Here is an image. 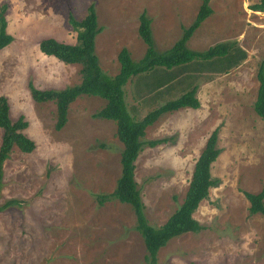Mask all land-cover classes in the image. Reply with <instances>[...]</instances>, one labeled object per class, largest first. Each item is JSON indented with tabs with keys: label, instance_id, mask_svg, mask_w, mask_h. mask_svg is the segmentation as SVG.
<instances>
[{
	"label": "rangeland",
	"instance_id": "374dc122",
	"mask_svg": "<svg viewBox=\"0 0 264 264\" xmlns=\"http://www.w3.org/2000/svg\"><path fill=\"white\" fill-rule=\"evenodd\" d=\"M27 1L30 5L22 8L12 0L9 8L6 0H0V8L8 6L5 18L12 21L13 32L19 14L46 15L49 10L46 0ZM86 2L88 8L95 4L104 29L96 40L100 65L115 76L123 48L133 50L136 62L146 52L138 34L144 11L152 19L156 48L163 53L194 22L203 0H72V8L76 11ZM258 3L211 0L213 14L188 47L203 52L233 43L247 53V59L227 74L193 68L192 85L199 86L201 108L166 114L146 131V142L168 140L154 148L145 146L136 162L146 216L156 228L183 203L195 164L217 129L222 150L212 168L219 185L194 214L204 230L169 242L159 252V264H264V216L250 215L244 194L264 190V122L254 110L257 74L264 63V12L252 10ZM114 14H121L123 24L113 19ZM72 38H76L73 29ZM24 44L17 41L0 51V97L8 99L13 121L22 116L29 123L26 134L36 149L24 154L15 148L4 165L0 205L10 200L20 204L0 213V264H145L146 248L135 230L131 206L118 201L98 206L95 198L112 194L121 175L123 146L117 125L96 117L106 101L79 97L70 106L67 125L57 131L56 105L37 104L29 83L40 90L74 87L81 82V66L46 57L39 50L38 54ZM143 80L133 78L125 87L126 103L136 121L182 95L175 92L152 106L148 98L143 104L135 93L137 84L144 87ZM2 135L0 129V146Z\"/></svg>",
	"mask_w": 264,
	"mask_h": 264
},
{
	"label": "trees",
	"instance_id": "16d2710c",
	"mask_svg": "<svg viewBox=\"0 0 264 264\" xmlns=\"http://www.w3.org/2000/svg\"><path fill=\"white\" fill-rule=\"evenodd\" d=\"M210 3L211 0H203L194 22L188 28H183L182 37L171 49L163 53L156 48L152 19L147 11H144L139 17L138 33L147 46L145 56L136 62L129 50L123 48L118 54L120 70L115 76H110L103 70L96 54V40L104 29L99 25L95 4L89 6L87 16L81 21L70 13L69 24L77 33L76 44H67L48 38L40 42L39 50L43 55L53 57L62 63L81 66L80 84L62 90H40L32 82L29 83L31 97L37 104L53 102L56 105L55 129L57 131H62L67 125L70 106L79 97L87 95L106 101L104 108L96 113V117L113 121L117 125V137L123 146L121 175L112 194H102L95 198L98 206H104L112 201L131 206L136 217L135 230L143 238L146 248L145 264H159V252L172 240L189 233L198 234L204 230L194 214L200 204L208 199L210 190L219 185V180L212 176L213 165L222 152L218 146L219 129L211 133L195 164L183 203L159 228L150 225L147 219L146 206L143 203L135 175L136 162L144 147L154 148L168 141L162 139L146 142L147 129L166 114L182 109L199 110L201 108L198 98L199 86L192 85V80L195 78L192 69L199 72L213 71L227 74L247 59V53L233 43H221L203 52L194 51L188 47V42L194 33L213 14ZM7 7L3 5L0 8V51L9 47L14 41V38L7 32L5 18ZM252 10L264 12V0H259L258 4L252 6ZM133 78L145 81L144 87L141 84L135 87L138 96L143 95L145 91L149 92L153 86L152 99L155 103L170 96L172 86L176 93H182V95L166 101L140 121H136L126 103L125 91V87ZM147 78L152 80V86L146 81ZM257 78L259 89L254 110L264 122V63L259 68ZM178 85H180L179 88ZM28 127L29 123L22 116L16 121L11 119L9 101L1 96L0 129L3 135L0 146V200L4 189V165L10 159L13 150L17 148L24 154H31L36 149L35 142L26 134ZM244 194L250 203V215L264 216V190L258 194L247 192ZM19 204L18 200H10L0 205V213Z\"/></svg>",
	"mask_w": 264,
	"mask_h": 264
},
{
	"label": "crops",
	"instance_id": "0c3cea01",
	"mask_svg": "<svg viewBox=\"0 0 264 264\" xmlns=\"http://www.w3.org/2000/svg\"><path fill=\"white\" fill-rule=\"evenodd\" d=\"M6 1H7L8 5L10 6L9 8H11L12 0H6ZM17 1L20 4V7H22V8L28 7L30 5V3H29V5H27V3H28L27 0H17ZM41 1L42 0H38V1L36 0V4L37 3L39 4V2L41 3ZM46 1H47L46 2L47 6L49 7V10L46 11V15H43V14L38 15L37 13H35L34 15H31V16H28L27 14H23L21 16V14H19L17 16V18L14 19V22L16 21V24H17V31H14L15 33L13 32V29L11 30L12 21L10 19H6V21H7V32H8V34H10L14 38L13 43H16L17 41H19V42H24L25 43L24 45H26V46L32 45L37 50L38 54H39V52H38L39 44L44 39L52 38V39H55L59 42L72 44V45L76 44V42H77V33L76 32H75L76 38L71 39L72 27L69 24V14L74 13L76 15V18L79 19L80 21L83 20L88 14L87 2L85 3V6H81L80 8L78 7V9L75 11L72 8V0H68V1L62 0L60 4H56L55 0L54 1L46 0ZM33 4L36 5L35 2H33ZM22 8H20V9H22ZM7 10H8V8H7ZM9 12H10V10H9ZM18 12H20V11H18ZM76 12H78V13L76 14ZM118 15H120V16H116V15L113 16L114 17L113 19H115L116 21L123 24L120 21L121 14H118ZM98 20H99V17H98ZM125 20H127V19H125ZM121 24H118L117 28H120ZM139 24H138V28H139ZM152 30H153V27H152ZM56 31H59V32L55 33ZM31 41H34L33 43L35 44V46L33 44H31ZM128 50L131 53L132 58L134 59L133 50L132 49H128ZM146 50H147V46H146ZM145 53H142L143 55L141 58H143L145 56ZM40 54H42V53L40 52ZM117 59H118V57H117ZM117 66L119 67V70H120V64L119 65L117 64ZM162 73H166V72L162 71ZM150 85H151V82H150ZM152 88H153V86L149 89V92L145 91L147 93L144 92L143 95L139 94V96L135 92L137 95L136 99H139V102L146 104L148 101L147 99L150 98L151 106L154 105L155 103L153 102V99H151V97H153L152 95H154ZM171 88H173L171 95L175 96L174 86H172ZM135 91H136V88H135ZM178 97H175L173 99H176Z\"/></svg>",
	"mask_w": 264,
	"mask_h": 264
}]
</instances>
